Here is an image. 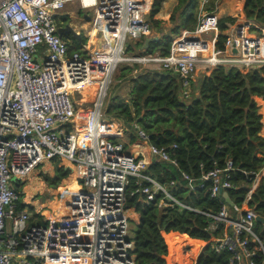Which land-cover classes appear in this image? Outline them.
Wrapping results in <instances>:
<instances>
[{
	"label": "built area",
	"instance_id": "built-area-1",
	"mask_svg": "<svg viewBox=\"0 0 264 264\" xmlns=\"http://www.w3.org/2000/svg\"><path fill=\"white\" fill-rule=\"evenodd\" d=\"M198 2L196 26L174 34L167 55L142 50L145 54L126 56L127 42L150 34L147 15L153 0H90L87 5L82 0H0V264H136L132 222H138V213L126 205L129 177L139 186L131 193H139L143 202L159 195V208L178 206L210 217L209 230L223 223L221 234L211 241L217 251L231 253V263L264 264V247L253 232L257 213L247 206L264 180V164L254 172L241 204L232 205L234 217L220 193L232 186L230 161L224 169L202 173L198 186L210 181L209 195L221 197L219 210L211 214L180 201L146 173L156 159L175 162L163 148L150 144L136 124L130 140L125 125L105 113L112 73L123 60L178 72L184 92L198 62L205 64L206 73L217 65L244 72L264 67V25L236 19L225 30L223 47H217L219 17L204 9L209 0ZM66 7L80 12L76 31L89 30L73 52L57 34L61 14L72 21L73 10ZM94 34L101 37L100 44L89 42ZM91 86L94 93L83 99L87 105L80 108L86 117L80 123L72 93ZM52 160L68 168L79 186L74 208L65 213H58L60 208L45 213L50 203L45 200L32 210V197L26 199L23 191V182ZM59 187H53L52 199L63 204L69 187ZM18 200L24 204L20 209ZM34 214L45 223H30ZM198 251L190 248V264ZM259 252L261 263L254 259Z\"/></svg>",
	"mask_w": 264,
	"mask_h": 264
},
{
	"label": "trees",
	"instance_id": "trees-1",
	"mask_svg": "<svg viewBox=\"0 0 264 264\" xmlns=\"http://www.w3.org/2000/svg\"><path fill=\"white\" fill-rule=\"evenodd\" d=\"M161 1L153 0L147 18L152 28L162 35L150 42L144 51L167 55L172 35L181 28L190 30L196 26L199 2L177 0L169 17L174 27L166 31L162 22L155 18ZM243 13L247 19L264 25V0H244ZM235 20L236 17L230 15L218 18L217 47H223L226 39L223 31ZM68 40V51L73 52L80 41L85 42V37ZM142 43L143 36L131 40L126 43L125 51L136 52ZM118 70L114 89H110L112 93H108L104 103L106 115L125 125L130 140L135 138L136 124L147 135L150 144L163 148L175 162L156 159L147 166L146 173L166 186L180 201L214 214L220 208L221 197L209 195L206 186L210 181L206 180L204 186L199 187L200 177L213 168H226L230 161L227 174L232 186L227 193L239 206L254 172L264 164V67L244 72L236 67L217 65L208 73L201 72L191 79L186 92L179 73L172 70L141 67L136 62L131 65L121 63ZM54 167V175L45 180L54 187L60 185L59 189L69 187L65 196L70 198L68 206L73 209V199L80 194L79 186L73 174L63 180L68 169L58 165L57 161ZM181 172L187 173L192 180L183 178ZM138 187L136 179L129 177L126 205L134 207L138 213V222H132V252L136 264H171L172 244L176 246V259L172 264H190L188 247H191V241L205 242L197 253L195 264H235L230 262L228 250L217 251L211 241L212 236L221 234L223 223L219 222L216 229L209 230L210 217L178 206L159 208V195L143 202L139 193H131ZM23 206L20 200L16 202V209ZM247 206L264 217V180L251 194ZM29 207L32 209L31 205ZM229 212L232 217L236 214L232 206H229ZM31 222L45 223L37 214L32 216ZM253 232L264 247V222L255 221ZM177 253L182 256L180 262H177ZM254 259L261 263L262 253H256Z\"/></svg>",
	"mask_w": 264,
	"mask_h": 264
},
{
	"label": "rangeland",
	"instance_id": "rangeland-1",
	"mask_svg": "<svg viewBox=\"0 0 264 264\" xmlns=\"http://www.w3.org/2000/svg\"><path fill=\"white\" fill-rule=\"evenodd\" d=\"M211 1L210 4L208 6H205L204 9L205 10H215L213 8L214 6V3H213V0H209ZM66 9H72L73 12L71 13L72 16V21L70 22V24L73 26V28L76 30L79 28V24L81 23V15H80V12L76 10V7H66ZM215 12V11H213ZM198 16L200 15L199 13H197ZM237 20H240V18L236 17ZM84 27H87L86 25ZM82 37H85V41L87 40V37L85 34H89V30L88 28H85V30H83L82 32ZM93 33H97L98 35H100V33L98 32H93ZM225 33V31H224ZM152 34L153 35H156V34H159L160 35V32L159 31H156L155 29L152 31ZM142 54H145L144 51H141V47L136 51V52H132V53H129L126 51V56H131V55H142ZM134 61H129V60H123V62H120L116 69L114 70V72L112 73V84L109 88V92L112 93L111 90L114 89V83L117 81L115 80V76L118 74L119 72V65L121 63L123 64H128V65H131V63H133ZM138 64L141 65V67H150L149 64H142V63H139V62H136ZM205 64L204 63H200L198 62L196 64V70L195 72L193 73V77L195 78L199 73L201 72H205ZM94 86H91V87H87L81 91H74L72 93V99L73 101L75 102V107H76V110H78V120L80 121V123H83L84 122V119L86 117V113L82 110L83 108H80V106H83L85 107L87 105L86 102H84V98L85 96H87V99H90L91 98V95H93L94 93ZM111 89V90H110ZM125 90V89H123ZM126 91V90H125ZM109 93V94H110ZM106 101V100H105ZM104 101V103H105ZM55 173V167L53 164H51L50 162H47V163H44L37 172L33 173L28 179H26L24 182H23V191L25 192V194L27 195L26 196V199H30V197H32L30 199V204L32 206V210L35 208H39L40 207V201H46V202H49V208H43L45 209V213H48V212H55L56 210H58V208H60L61 211H67V208L68 209H71L70 206H68V203H70L69 201L70 198L66 195L63 197V200L65 201L63 204L60 203L59 201H54L52 199L53 195H52V190H53V185H49L47 180H45V177H52ZM69 177V175H67L63 180L66 181L67 178ZM62 180V181H63ZM62 181L59 183V184H62ZM48 195H50L51 197H49ZM42 198L44 200H42ZM33 203V204H32ZM61 206V207H60ZM191 244V247H188L189 248H192L193 251L197 252L199 250V247H200V244H198V242H195V241H191L190 242ZM176 246H174L173 244L171 245V252L173 253V256H171V264L172 262L176 259V257H174V254L176 252ZM177 262L179 261L180 262V259H182V256L177 253ZM180 258V259H179ZM177 264V263H176ZM180 264H182L180 262Z\"/></svg>",
	"mask_w": 264,
	"mask_h": 264
},
{
	"label": "crops",
	"instance_id": "crops-1",
	"mask_svg": "<svg viewBox=\"0 0 264 264\" xmlns=\"http://www.w3.org/2000/svg\"><path fill=\"white\" fill-rule=\"evenodd\" d=\"M82 1L84 3H86V5H87V3L90 0H82ZM243 1L244 0H213V3H214L213 8L215 10H212V11H215L214 13L218 17H221L223 15H230V16H235L237 18L238 17L242 18V17H245V15L243 13ZM210 2L211 1H209L206 6H208L210 4ZM176 3H177V0H162L161 4H160L159 11L155 14V18L159 19L162 22V28L165 29L166 31L167 30L170 31V29L174 27V24L169 22V17H170V13H171V11H172V9ZM81 27H83V26H81ZM153 30L154 29L151 26V31L149 34L150 36H153V34H152ZM223 33H224V31H223ZM217 34H218V29H217ZM156 35H158L160 37L162 35V32H160V35L159 34H156ZM173 35H172V37H173ZM210 36H212V33L210 34ZM143 38H144V36H143ZM142 50H144V49H141V51ZM54 162H55V160L50 161V163L53 165H54ZM58 165H59V163H58ZM60 166H62V165H60ZM62 167L64 169H68L64 166H62ZM65 212L66 211L59 210L58 213H65Z\"/></svg>",
	"mask_w": 264,
	"mask_h": 264
},
{
	"label": "water",
	"instance_id": "water-1",
	"mask_svg": "<svg viewBox=\"0 0 264 264\" xmlns=\"http://www.w3.org/2000/svg\"><path fill=\"white\" fill-rule=\"evenodd\" d=\"M64 17H65V15H64V14H61V18H64ZM83 18H84L85 20H89V19H90L89 15H88L87 13H84V14H83ZM57 32H58V34H59L60 36H62V35H70V37H74V38H76V39H78V40H82V33L76 31V30H75V29H74L69 23H66V24H64V25H62V26H58V27H57ZM158 39H159V36H158V35H153V36L146 35V36H144V38H143V43H142V45H141V49H145V48L149 45L150 42H153V41L158 40ZM88 40H89V42H91V43H93V44H95V43L100 44L101 41H102V40H101V37L98 36L97 34L91 35V36L88 38ZM187 40H194V39L189 38V39H187ZM233 51H235V49H233ZM220 193H221V195L223 196V198L225 199V201L227 202V204H228L229 206L234 205V200L231 199V198L228 196L227 190H225V189H220ZM48 196L51 197L50 195H48ZM42 200H44V199L42 198ZM255 221H261V222H264V217L261 216V215H259V214H257V215L255 216Z\"/></svg>",
	"mask_w": 264,
	"mask_h": 264
},
{
	"label": "flooded vegetation",
	"instance_id": "flooded-vegetation-1",
	"mask_svg": "<svg viewBox=\"0 0 264 264\" xmlns=\"http://www.w3.org/2000/svg\"><path fill=\"white\" fill-rule=\"evenodd\" d=\"M70 22H71V20H70V18L68 17V15L66 16L65 15V17L64 18H61V20L60 21H58L57 23H58V26H62V25H64V24H66V23H69L70 24ZM57 34H58V32H57ZM59 35V34H58ZM60 36V35H59ZM63 40H65V41H68V39L70 38V35H62V36H60Z\"/></svg>",
	"mask_w": 264,
	"mask_h": 264
}]
</instances>
